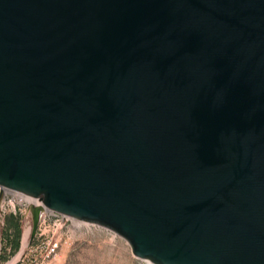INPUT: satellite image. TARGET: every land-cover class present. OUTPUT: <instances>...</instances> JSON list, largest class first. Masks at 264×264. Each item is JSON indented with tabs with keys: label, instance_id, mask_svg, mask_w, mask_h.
Here are the masks:
<instances>
[{
	"label": "water",
	"instance_id": "95a60500",
	"mask_svg": "<svg viewBox=\"0 0 264 264\" xmlns=\"http://www.w3.org/2000/svg\"><path fill=\"white\" fill-rule=\"evenodd\" d=\"M0 188L153 264H264V0H0Z\"/></svg>",
	"mask_w": 264,
	"mask_h": 264
},
{
	"label": "rangeland",
	"instance_id": "374dc122",
	"mask_svg": "<svg viewBox=\"0 0 264 264\" xmlns=\"http://www.w3.org/2000/svg\"><path fill=\"white\" fill-rule=\"evenodd\" d=\"M0 203V264H36L43 254V245L35 246L42 239L37 233L54 237L59 241L55 255L45 264H153L133 255L129 243L114 231L97 224L66 218L60 225H53L56 217L46 213L39 217L36 231L30 238L33 214L30 206L35 201L21 193L6 188ZM21 195V196H20ZM24 196V197H23ZM16 217L20 228V247L12 252L6 233H13L7 226V218ZM29 237L24 245L25 232ZM15 261V262H14Z\"/></svg>",
	"mask_w": 264,
	"mask_h": 264
},
{
	"label": "built area",
	"instance_id": "2783aa9c",
	"mask_svg": "<svg viewBox=\"0 0 264 264\" xmlns=\"http://www.w3.org/2000/svg\"><path fill=\"white\" fill-rule=\"evenodd\" d=\"M33 200L35 201V199H33ZM36 203H37V201H35V203H33V204H36ZM45 211L48 215L56 217L53 221V225H56V226L60 225L62 222H65L66 218H69L65 215H62V214L55 212V211H52L50 209L43 210V212H41V214L43 216L46 214ZM40 217H41V215H40ZM35 233H37V232H35ZM37 234L40 236V239H42V240L40 241V243L38 245L35 246V249H38V247L40 245H43V254L41 256V259H39L36 264H45L47 259L51 258L53 255L56 254L58 246H59V241L52 236L51 237L44 236V232H40Z\"/></svg>",
	"mask_w": 264,
	"mask_h": 264
},
{
	"label": "trees",
	"instance_id": "16d2710c",
	"mask_svg": "<svg viewBox=\"0 0 264 264\" xmlns=\"http://www.w3.org/2000/svg\"><path fill=\"white\" fill-rule=\"evenodd\" d=\"M16 219V217L7 218V226L13 228L12 234L6 233V238L12 248V252L17 251L20 247V228Z\"/></svg>",
	"mask_w": 264,
	"mask_h": 264
},
{
	"label": "bare ground",
	"instance_id": "6f19581e",
	"mask_svg": "<svg viewBox=\"0 0 264 264\" xmlns=\"http://www.w3.org/2000/svg\"><path fill=\"white\" fill-rule=\"evenodd\" d=\"M7 189V188H6ZM9 190V189H8ZM11 191H13V190H11ZM13 192H16V191H13ZM19 193V192H18ZM24 195V194H23ZM25 196V195H24ZM26 197H28V196H26ZM35 201H37V203L36 204H34V205H38V206H41L42 207V209H44V210H47V209H49L48 207H46V206H44V204H42V202L41 201H39V200H36L35 199ZM51 210V209H50ZM43 212V211H42ZM40 215H41V211H40ZM67 216V215H66ZM40 217V216H39ZM69 217V216H68ZM77 220V219H76ZM28 237H29V228H27L26 229V232H25V239H24V245H23V247L26 245V243H27V240H28ZM15 262V261H14ZM12 263V261L11 262H9V264H11Z\"/></svg>",
	"mask_w": 264,
	"mask_h": 264
}]
</instances>
